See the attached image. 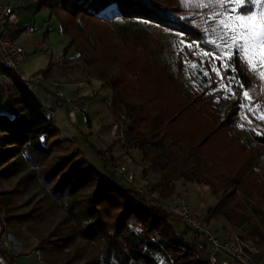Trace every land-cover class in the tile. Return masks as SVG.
I'll use <instances>...</instances> for the list:
<instances>
[{"label": "trees", "instance_id": "1", "mask_svg": "<svg viewBox=\"0 0 264 264\" xmlns=\"http://www.w3.org/2000/svg\"><path fill=\"white\" fill-rule=\"evenodd\" d=\"M44 5L59 18L63 32L74 37L79 57L91 70L89 75L111 88L110 112L127 124L124 143H118L142 151L141 166L145 174L158 177L155 187L161 197L175 193L180 177L210 185V178L224 174L223 193L208 210L206 221L222 214L224 205L243 202L240 191L254 201L252 214L262 222L259 235L264 242V126L259 133L247 130L238 112L244 91L250 92V105L264 108V93L254 71L236 54L227 61L216 59L219 79L211 61H202L185 48L191 60L208 70L209 79L204 81L210 80L202 91L188 90L182 56L176 61V71L172 62L162 58V40L149 34L143 42L132 28L118 36L110 24L116 16L148 20L206 41L209 9L187 0H44L40 7ZM55 65L51 61L40 75L48 77ZM8 74L13 88L6 101L0 99V106L6 103V112L0 113V213L6 204L17 206L37 175L66 212L50 237L41 236L62 258L69 257L66 251L83 239L88 245L95 242L101 256H113L119 264H210L208 245L200 234L187 225L178 232L170 222L173 215L159 204L147 203L140 191L119 183L107 165L104 168L110 174L105 177L71 139L61 135L54 109L34 94L21 75ZM221 81L235 94L224 108L217 101L221 91H213ZM116 146L113 143L108 151L113 153ZM98 154L105 160L102 151ZM255 165H261L262 174L253 171ZM17 175L13 188L6 189L4 181ZM3 196H9L7 203ZM131 196L140 200L132 201ZM37 218L33 212H20L8 219L35 233ZM71 220L73 227L67 225ZM188 232L195 237L188 238ZM256 243L261 264L264 248ZM69 262L79 264L80 256L73 255Z\"/></svg>", "mask_w": 264, "mask_h": 264}, {"label": "rangeland", "instance_id": "2", "mask_svg": "<svg viewBox=\"0 0 264 264\" xmlns=\"http://www.w3.org/2000/svg\"><path fill=\"white\" fill-rule=\"evenodd\" d=\"M3 1L10 2L13 5L21 4L25 6L20 12L22 17L20 25L29 26L28 29L32 32V38L34 40L41 37L46 38V43L53 47L55 53H59L60 55L64 53L66 46L69 44V48L65 51L67 55L61 59V68L66 70L71 65L73 68L77 69L81 77H86L91 73V70L87 68L83 59L79 57V51L76 50L74 45V37L63 32L59 18L55 15H51V10L48 6L44 5L40 7L39 4H33L32 0ZM187 1H193L202 9H209L204 23V29L207 33L206 41L192 39L187 35L171 31L163 26L149 22L148 20L123 19L120 16H116L110 21V24L117 32L118 36L122 35L125 28H132L137 32V35L143 42L148 41L149 34L162 40L165 43L162 58L165 61L172 62L176 71V61L179 56H182L185 64L182 76L188 85V90L193 87L202 91L201 89L204 86L209 85L210 80L207 83L204 81L205 77L209 79L208 70L203 65H199L197 62L191 60L185 52V48L190 49L193 55L199 57L202 61H211L212 67L217 72L219 79H221V74L217 68L216 59L227 61L230 57L240 54L250 69L254 71L255 81L260 84L264 93V58H262L264 44L261 43L262 37L259 35L260 29H257L255 39L246 40V38L249 37L250 25L247 22L241 24L238 21V16L244 14L240 11L241 6H243L245 9H251L247 15L254 16L255 22H264V0H251V2H249V0ZM222 21L225 23L222 24ZM241 32L243 35H240ZM233 37H235V40ZM19 42L25 45L28 50L31 49L32 41H29L27 38L21 36ZM246 43L247 46L242 47ZM253 45H255V47H253ZM131 76L133 79L136 78L135 74ZM229 87L230 86L224 81H221L218 86L213 89V91H221V94L217 97V101L222 108L227 106L231 100L235 99V94ZM33 92L41 99H44L45 94H47L41 87L36 88ZM245 93H247V96L244 95ZM242 100L243 102L238 108L241 123L245 125L247 130L254 129L259 133V129L264 126V108L262 109L258 105L254 107L250 105L251 95L248 91L242 93ZM98 111L103 113L101 118H109L108 105L106 103H101L100 110ZM5 112L6 103H3L0 106V113ZM115 117V123H119V128L117 130L119 136L114 137L112 135L114 137L112 141L117 143V151L118 153H123V156L115 157L113 153L110 154L117 158V161L121 162H125L128 157L131 159V165L136 169L137 174L133 184L136 191H139L138 189H149V191L157 190L155 183L158 177L152 173L145 174L141 166V161H139V156H137L138 151L141 150L137 148L136 150L134 149L135 147L128 150L129 148H126L123 143H118V141L121 140V133L127 128V124L122 116ZM77 119V126L83 132L84 137L82 135L79 136L77 141L72 140L73 143L92 166L103 172L105 177H109L110 172L105 171L104 168V166L107 165V169H109L108 164L98 154V150L101 149L98 140L94 134H91L90 126L83 121L81 114L78 115ZM104 140L103 138L101 141ZM263 158L261 164H264ZM194 168L195 167H192V169ZM253 171L256 173H263L261 165H255ZM261 178L264 180L263 174ZM17 179L18 175L13 176L9 180H5L4 186L6 189L11 190ZM225 179L226 176L224 174H218L215 178H210L211 184L209 185L203 181L195 179L189 180L185 177H180L176 180L175 193L167 199L162 198V202L167 203L170 198L176 196L184 197L191 211L205 218L208 214V210L217 204L218 197L223 193ZM117 180L125 186V184L120 181L118 175ZM125 187L133 188L127 185ZM238 194L244 199L243 202H238L233 206L224 205L223 213L218 214L208 223L217 233L223 236L231 231L241 233L245 237H248L247 235L249 233H253V237L248 238L261 243V246L264 248V242L259 235V232H262L261 230L263 229L262 222L252 214L253 209L251 203H254V201L250 200L247 195L240 191H238ZM141 195L145 197L143 193ZM3 197H5L6 203L10 199L9 196ZM130 200L138 202L140 198L131 196ZM247 200H249V202H247ZM20 212H33L38 217V226L35 233H29L26 228H22L23 226L20 222L10 221L8 219L9 216L17 215ZM65 214L66 212L62 204L50 195L47 186L43 184L42 180L37 175L36 178L29 183V188L23 193L16 207H12L11 204L4 205V208H1L0 216L6 223L5 228L12 240V245H25L31 248V250L29 249L25 253H16L13 264H78L77 262H69L73 255L80 256L79 264H119L113 256H101L99 254L100 248L95 242L94 244L91 243L88 245L87 241L83 239H80L75 246L69 248V252L68 250L66 251L67 254L69 253V257L67 258H62L53 253L52 248L47 242L42 241L41 236L46 238L50 237L51 232L58 226L60 221L65 217ZM170 222L178 232L186 228V224L179 217H170ZM67 225L73 227L74 221H67ZM187 237L192 239L195 237V233L188 232ZM50 239L54 240L52 237ZM37 250L40 251L41 260L37 255ZM261 264H264V257L261 259Z\"/></svg>", "mask_w": 264, "mask_h": 264}, {"label": "built area", "instance_id": "3", "mask_svg": "<svg viewBox=\"0 0 264 264\" xmlns=\"http://www.w3.org/2000/svg\"><path fill=\"white\" fill-rule=\"evenodd\" d=\"M44 0H32L33 4H41ZM24 5H13L10 2L0 0V99L6 101L13 88V80L8 74V71L15 72L21 75L20 70L25 58L30 54L28 48L21 44L14 37L12 28L18 29L17 34L21 37L33 41L32 32L28 27L19 26V14L24 8ZM41 50L55 53L52 46L43 43L40 46ZM24 81L28 84L31 90L42 88L48 97H55L60 103L68 106L67 116L72 123H77L78 115H82L83 121L90 124V117L80 106L70 97H67L62 91L57 90L58 82H48L42 75H34L25 78ZM91 134H94L100 145L99 149L104 153L105 161L108 168L122 178L125 185L134 187V181L137 177L136 169L133 168L132 161L128 157L127 161H115L113 155L108 151V147L102 143L104 138L93 125L90 126ZM119 123L113 125L111 134L118 137L117 130ZM123 141V132L121 133ZM112 144L114 141H110ZM124 143V141H123ZM127 147L126 144H124ZM142 192L147 203H157L165 208L171 215L179 217L183 222L190 227L194 232L200 234L208 245L207 258L210 264H260L259 256L261 249L255 240L245 237L241 233L231 231L223 236L217 233L213 227L206 221L205 218L194 213L189 208V205L184 197L176 196L168 200L167 203L162 202L160 193L149 191V189H138ZM0 264H13L10 259L12 256V240L6 230H2L6 223L2 219L0 222ZM37 255L40 258V251L37 250Z\"/></svg>", "mask_w": 264, "mask_h": 264}, {"label": "crops", "instance_id": "4", "mask_svg": "<svg viewBox=\"0 0 264 264\" xmlns=\"http://www.w3.org/2000/svg\"><path fill=\"white\" fill-rule=\"evenodd\" d=\"M21 19L22 17L19 14V26L22 28L29 27L28 25H20ZM11 30L14 37L19 40L20 36L17 34L18 29H16V27H13ZM31 43V49H29L30 54L22 63V67L20 70V72L22 71L21 77L25 79L34 75H40V71L45 70L49 66V63L51 61L55 62L56 65L52 68L51 73L48 75V77H45V80L48 82H58L59 86L55 89L62 91L65 95H67V97H70L75 102L80 104V106L83 107L84 111L90 117L89 126L93 125L104 137L105 140L102 141V143L107 147L112 145L110 141H112L114 137L112 136L111 131L113 125L115 124L116 117L110 112V104L113 97L111 88L107 84H105L103 80L95 76L88 75L86 77H81L77 69L73 68L71 65L66 70L60 67L62 65L61 59H63L67 55L65 51L67 50V48H69V44L66 46L64 53L60 55L59 53L53 54L51 52L40 49V46L43 43H46V38H37ZM39 99L44 104L54 109V122L55 125L59 128L63 137H67L73 141H77L79 139V136L84 135L80 128L77 126V123H72L69 120L67 116V105H65L64 103H60L55 97H48L47 94H45L44 96L45 100L41 98ZM101 103H106L108 105L109 118H101L103 113H100V111H98L100 110ZM128 148V150L132 149L131 147ZM117 150V147L114 148L113 155L115 157H122L123 153H118ZM137 156H139V161H141L143 156L142 152L138 151ZM12 248V256H10L12 262L15 261L16 253H25L27 250H31V248H28L25 245H12Z\"/></svg>", "mask_w": 264, "mask_h": 264}, {"label": "snow or ice", "instance_id": "5", "mask_svg": "<svg viewBox=\"0 0 264 264\" xmlns=\"http://www.w3.org/2000/svg\"><path fill=\"white\" fill-rule=\"evenodd\" d=\"M249 2H251V0H249ZM251 9H245L243 6H241L240 11L242 13H244L243 15L238 16V21L241 24H244L245 22H247L250 27H249V37L246 38L247 39H255L256 35H257V29H260L259 35L262 37L261 43L264 44V22H255V17L254 16H248L247 13L250 11ZM222 24L225 23L224 21L221 22ZM240 35H243V33L241 32ZM233 39L235 40V37H233ZM247 43L245 45H243L242 47H246ZM253 47H255V45H253ZM206 55V53H205ZM262 58H264V53H262ZM245 96H247V93L244 94Z\"/></svg>", "mask_w": 264, "mask_h": 264}]
</instances>
